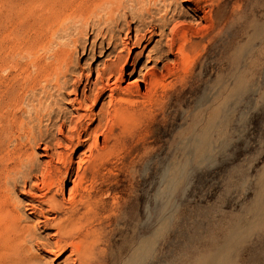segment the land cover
I'll return each mask as SVG.
<instances>
[{
	"label": "rangeland",
	"instance_id": "obj_1",
	"mask_svg": "<svg viewBox=\"0 0 264 264\" xmlns=\"http://www.w3.org/2000/svg\"><path fill=\"white\" fill-rule=\"evenodd\" d=\"M118 2L102 0L96 12H90L88 21L97 30L90 31L89 40L84 32L80 51L73 54L76 66L62 79L65 90L54 94V100L49 89L43 92L37 88L35 100L30 99V92L20 89L19 115L24 126L33 127L28 110L37 106L40 98L72 115L84 113L81 106H91L90 113L103 114L112 104L123 105L109 126L111 138L105 141L99 136L107 164L87 174L88 184L93 183L98 193L95 217L112 223L114 250L122 257L115 264L126 262L130 250L123 252L124 243L133 234L137 246L154 241L152 257L138 264H203L205 260L264 264V0H176L167 21L157 16V35L136 63L129 65L114 97L107 90L96 98L97 88L92 85L89 100H84L75 95V87L84 84L89 73L95 82L98 72L121 50L127 56L123 43L143 34L138 22L151 20L132 7L125 20ZM35 4L40 6V2ZM11 5L0 0V47L9 60V65L0 69V91L25 62L22 41L39 20L38 9L34 17L13 19ZM116 21L123 28L115 32L116 44H109L107 38L105 46L109 48L105 51L98 29L104 26V34H111L112 27L106 24ZM124 23L133 24V29ZM182 23L186 29L180 27ZM81 24L75 19L65 21L51 49L69 43L79 34ZM174 35L185 45L183 55L178 46L173 51L166 49ZM143 48H136L131 58ZM36 50L44 53L42 47ZM146 67L151 69L148 78L155 85L146 90L142 81L138 91H133L131 81ZM114 81L116 76L111 79ZM3 98L2 92L0 101ZM105 122L101 131L107 127ZM33 129L41 134L40 129ZM51 131L54 137L49 143L32 149L35 162L51 160L46 155L47 144L57 152L68 150V138L56 128ZM206 132L208 142L204 145ZM9 145L12 148L13 140ZM202 147L206 151L198 152ZM88 149L74 152L75 173L67 179L59 199L70 198L80 159L91 158ZM36 181L39 178L33 176L28 189L16 188L12 182L7 186L11 200L22 204L19 215L23 223L35 226L45 241L56 231L51 223L58 213L47 205L37 209L26 205L34 198L27 192ZM30 248L42 259L41 264H74L70 249L57 256L32 244Z\"/></svg>",
	"mask_w": 264,
	"mask_h": 264
},
{
	"label": "bare ground",
	"instance_id": "obj_2",
	"mask_svg": "<svg viewBox=\"0 0 264 264\" xmlns=\"http://www.w3.org/2000/svg\"><path fill=\"white\" fill-rule=\"evenodd\" d=\"M13 1L8 0V5L12 3L10 8L13 19L18 16L28 19L34 17L37 9L40 12L37 15L39 20L33 23L29 35L22 41L27 54L25 62L17 66V74L12 73V76L10 74L6 89L0 91L4 95L0 101V264H41L42 259L31 251L30 244L39 250L52 252L57 256L70 249L71 254L75 257L74 264H115L120 262L122 257L114 250L115 239L113 230L110 228L112 223L103 222L95 217L94 206L98 203V200L95 201L98 193L95 192L93 183L88 184L87 174L89 170L94 173L98 168L107 164L106 148L100 146L99 136L102 134L105 141L111 138L109 126L114 123L116 116L119 117L123 105L112 104L111 109L103 114L90 113L91 106H81L84 113L72 115L62 112L57 106L58 104L55 103V105L51 102L46 104L40 98L39 104L28 110L30 113L29 123H33V127L24 126L19 115L20 89L30 92L31 100L36 99L34 91L37 88L43 92H48L49 89V96L52 100H54V94L65 90L62 79L76 66L73 54L80 51L84 32L87 33L89 40L90 31L97 30L87 17L90 12H96V8L101 6L102 0H90L89 2L88 0H18L16 3ZM36 1L40 2L39 7H36ZM175 1L119 0L117 7L123 8L125 20L129 18L131 7L137 13L141 12L142 16L148 15L151 20L138 22L137 25L143 28V34L138 35L135 40L129 38L128 43H123L125 49L128 50L127 56L123 53L124 49L121 50L112 63L106 65L103 71L98 72L95 82L91 81V73L86 75L87 81L75 87V95L89 100L90 97L87 93L89 90H94L92 85H95L97 88L96 98H101L107 90L111 91L110 96L113 98L117 83L128 74L126 70L129 65L136 63V59L145 53L157 35V16H160L161 21H167L170 8ZM162 10L165 11V14L160 13ZM69 19L82 22L79 34L69 43L51 49L55 34ZM124 24L123 26L133 29V24ZM106 25L108 28L112 27L113 31L111 34H104V26L102 29H98V34L103 39L102 47H106L107 38H109V44H116L115 32L123 28L119 21ZM180 27L185 28L186 25L182 23ZM141 46H144L142 53L131 58L133 51ZM177 46L183 55L185 45L181 43L178 36L174 35L167 43L166 49L173 51ZM38 47L44 49L43 54L38 53L36 50ZM84 48L88 50L87 45ZM108 48L106 47L105 51ZM131 59H133L132 62ZM121 63L123 64L120 66ZM7 65H9V60L4 56L2 47H0V69ZM150 71L151 69L146 67L138 77H134L131 81L133 91H138L136 88L141 86L142 81L146 82V90L155 85L148 78ZM114 76H116V81L111 82ZM52 89H54L53 93H51ZM104 121H106L107 127L101 131ZM33 128L40 129L41 134H36ZM52 128L58 129L60 134L68 138V150L57 152L54 147L47 144L46 155L50 156L51 160L44 163L35 162L32 149L39 144L49 143V140L54 137ZM207 137L208 132L202 138L204 145L208 142ZM12 140L13 145L10 148L9 142ZM87 146L91 158L80 159L70 198L59 199V194L65 189L67 179L73 177L75 173L74 152ZM51 150H53L52 153H50ZM204 151L206 150L202 147L198 152ZM57 155V161L53 162ZM33 176L38 177L39 181H36L28 190L27 193L34 198L26 205L31 209L47 205L50 211L58 213L55 223H51L52 226H55L56 231L45 241H41L43 237L39 236L35 226L23 223L19 215L22 204H16L11 200L10 189L7 186L8 182H12L16 188L22 186L28 189ZM124 223L126 224V221ZM124 244L126 247L123 252L127 253L130 250V254L128 253L129 255L127 254L125 257L124 264H138L140 261L152 257L155 251L153 240L137 246L134 234L126 239ZM203 264H213V260H205Z\"/></svg>",
	"mask_w": 264,
	"mask_h": 264
}]
</instances>
